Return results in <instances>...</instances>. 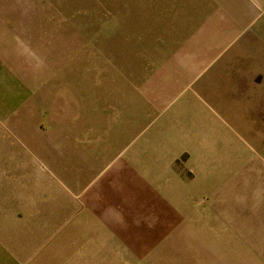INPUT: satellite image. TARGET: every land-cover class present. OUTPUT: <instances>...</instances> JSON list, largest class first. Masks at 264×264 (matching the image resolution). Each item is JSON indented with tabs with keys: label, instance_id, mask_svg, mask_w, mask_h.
Segmentation results:
<instances>
[{
	"label": "rangeland",
	"instance_id": "rangeland-1",
	"mask_svg": "<svg viewBox=\"0 0 264 264\" xmlns=\"http://www.w3.org/2000/svg\"><path fill=\"white\" fill-rule=\"evenodd\" d=\"M183 3L0 0V242H32L63 214L67 204L50 193L55 186L70 199L72 213L61 216L44 242L61 251L39 249L43 264L264 263V117L254 121L244 147L254 154L253 167L237 174L225 171L228 155L221 142L213 163L222 168L194 173L183 154L170 163L161 188L146 182L155 173L135 170L129 180L117 172L101 182L105 172L98 186L81 187L73 197L59 181L76 184L64 165L76 146L85 148L101 133L84 123L80 107L104 105L112 115L113 106L96 96L109 92L115 101L119 90L128 100L173 44L178 22L196 15L182 12ZM88 116L96 119L95 113ZM133 134L110 139L104 152L115 155ZM235 160L239 165L242 157ZM246 168L253 171L246 174ZM231 178L236 187L213 189ZM89 179L80 175L79 186ZM72 215L83 227L69 226ZM137 225L145 226L146 236H139Z\"/></svg>",
	"mask_w": 264,
	"mask_h": 264
},
{
	"label": "crops",
	"instance_id": "crops-1",
	"mask_svg": "<svg viewBox=\"0 0 264 264\" xmlns=\"http://www.w3.org/2000/svg\"><path fill=\"white\" fill-rule=\"evenodd\" d=\"M181 11L196 15L178 22L173 44L158 55L156 66L147 78L134 85L128 100L119 90L115 101L109 92L96 96L102 105L105 99L107 105L113 106L112 115L104 105L80 107L87 114L84 123L91 122L92 128L101 133L85 148L76 146L72 161L64 165L68 168L64 171H70L76 178V184L59 179L69 197L77 196L81 187L88 191L105 172L108 173L101 182L108 180L111 173L121 172L123 179L129 180L133 170L152 172L155 174L146 182L149 187L161 188L167 185L164 174L169 173L170 163L183 154L191 158L189 166L194 173L214 172L222 168L213 163V155L220 153L221 142L228 155L225 171L237 174L243 171V166L253 167L254 154L244 147L252 138L254 121L264 117V0H185ZM92 113L96 114L95 120L88 116ZM74 130L78 131L79 125ZM128 130L134 136L126 137L115 155L106 154L103 148L114 142L110 139H124ZM237 142L241 143L240 150ZM237 155L242 157L239 165ZM248 171L253 169L246 168V174ZM82 174H89L90 179L79 186ZM251 175L253 178L254 174ZM141 181L137 182L139 188ZM226 181L214 184L213 189L237 186L232 178ZM51 188L50 193L67 204L61 216L71 215L70 199L55 186ZM61 216L44 226L30 243L9 245V238L2 240L0 264H43L38 258L39 249L61 251L44 243L49 233L57 230ZM89 221L92 232L94 220ZM68 224L72 228L83 227L76 215L69 218ZM134 227L139 236H146L142 233L145 226ZM71 247L78 246L75 242ZM78 258L77 254L73 256L74 261Z\"/></svg>",
	"mask_w": 264,
	"mask_h": 264
}]
</instances>
